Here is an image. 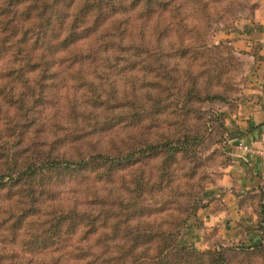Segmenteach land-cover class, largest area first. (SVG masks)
<instances>
[{"label":"clouds","instance_id":"obj_1","mask_svg":"<svg viewBox=\"0 0 264 264\" xmlns=\"http://www.w3.org/2000/svg\"><path fill=\"white\" fill-rule=\"evenodd\" d=\"M0 264H264V0H0Z\"/></svg>","mask_w":264,"mask_h":264}]
</instances>
